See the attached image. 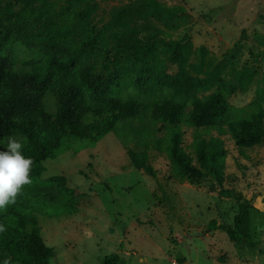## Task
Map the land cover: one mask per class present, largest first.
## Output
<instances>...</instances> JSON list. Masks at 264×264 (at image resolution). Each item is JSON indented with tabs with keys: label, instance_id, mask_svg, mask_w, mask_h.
<instances>
[{
	"label": "trees",
	"instance_id": "16d2710c",
	"mask_svg": "<svg viewBox=\"0 0 264 264\" xmlns=\"http://www.w3.org/2000/svg\"><path fill=\"white\" fill-rule=\"evenodd\" d=\"M86 1L87 10L75 14L73 27L76 33L87 29L74 42L48 17L36 26L0 22V151L8 137H19L23 154L34 161L32 185L0 211V224L7 228L0 233V264L6 257L11 264H50L53 249L42 238L38 216L74 215L79 202L65 177L44 178V163L77 144L95 147L109 134L138 171L156 177L155 152L168 160L179 183L210 181L209 191L234 200L238 213L232 226L211 220L208 231H222L241 248L256 249L255 208L243 194L225 188L226 141L241 153L264 141V90L248 110L228 101L251 86L253 73L238 72L237 83L228 84L222 75L231 62L212 67L204 56L193 62L194 23L185 5L131 0L98 26L90 14L100 7ZM140 21L145 26L132 29ZM180 30L178 39L168 37ZM19 46L30 56L20 57ZM103 264L122 263L113 254Z\"/></svg>",
	"mask_w": 264,
	"mask_h": 264
},
{
	"label": "rangeland",
	"instance_id": "374dc122",
	"mask_svg": "<svg viewBox=\"0 0 264 264\" xmlns=\"http://www.w3.org/2000/svg\"><path fill=\"white\" fill-rule=\"evenodd\" d=\"M100 7L90 22L102 26L111 10L131 0H95ZM168 6L185 5L193 17V62L207 65L232 63L223 73L237 83L238 72H252L254 81L245 91L229 96L237 109H247L264 90V0H160ZM86 0H0V22L36 26L48 17L71 42L76 33L75 14L86 12ZM83 12V13H84ZM95 24L91 23L90 25ZM143 28L140 21L135 27ZM113 27V24H111ZM149 28L144 31L148 37ZM183 31L168 32L178 39ZM20 57H29L23 47ZM175 66H170L174 72ZM226 189L248 198L255 208L254 250L232 243L222 231L209 232L211 220L232 226L238 205L210 192V181L201 186L181 184L171 175L170 163L151 153L156 177L136 170L114 134L95 147L77 144L60 157L44 163V178L63 176L75 189L78 213L71 216H38L45 244L53 249L50 264H103L116 254L122 264H264V141L239 152L226 141ZM82 173V174H80Z\"/></svg>",
	"mask_w": 264,
	"mask_h": 264
},
{
	"label": "clouds",
	"instance_id": "9594fccd",
	"mask_svg": "<svg viewBox=\"0 0 264 264\" xmlns=\"http://www.w3.org/2000/svg\"><path fill=\"white\" fill-rule=\"evenodd\" d=\"M25 142L22 138L10 136L6 142V150L0 151V211L16 203L26 186L33 183L31 176L34 161L23 154ZM7 228L0 224V233ZM3 264H11L6 257Z\"/></svg>",
	"mask_w": 264,
	"mask_h": 264
}]
</instances>
